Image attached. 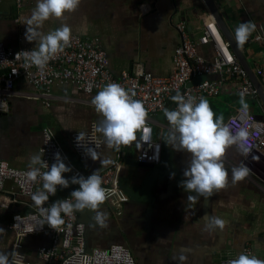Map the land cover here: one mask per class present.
<instances>
[{
	"label": "crops",
	"instance_id": "0c3cea01",
	"mask_svg": "<svg viewBox=\"0 0 264 264\" xmlns=\"http://www.w3.org/2000/svg\"><path fill=\"white\" fill-rule=\"evenodd\" d=\"M212 1L222 15L231 19L228 26L234 36L240 23L250 21L256 25L248 41L239 47L264 86V73L259 74L260 70L264 72V44L254 40L259 27L264 26V0ZM36 3L37 0H0V38L6 47L38 48V42L29 43L25 39L26 21ZM211 17L205 0H81L76 11L60 19L50 18L39 31L47 34L66 24L74 35L102 40L113 74L142 67L149 74L167 77L173 72L172 58L180 45L177 24L185 23L198 41ZM211 52L209 47L200 50L203 56L211 57ZM238 83V78L228 81L219 96V108L231 107L228 116L224 115V123L241 108L236 101L240 99ZM44 92L24 79L17 81L9 110L0 111V161H9L18 169H29L30 157L41 153L44 129L50 127L57 134L54 128L57 125V136L60 141L64 139L62 143L71 161L76 164L74 160H77L76 165L87 175L95 170L100 175L114 160L116 148H108L104 142L98 151L99 159L93 161L90 157L83 161L69 142L73 132L86 131L91 123L103 118L92 104L98 92L86 95L71 84L54 86L48 96ZM253 100L254 106H249L262 117L264 100L261 96L260 102ZM209 105L215 112L218 105ZM173 106L174 103L170 104L168 109L172 110ZM153 125L160 140L162 131L170 128L164 112L153 117ZM137 152L135 142L125 150L120 181L122 189L134 191L136 198L129 197L123 208L106 199L99 208L108 218L107 227L103 228L92 221L93 211H78V220L86 227L88 249L123 245L130 250L136 264H180L181 250L187 256L186 264H227L250 247L257 258L264 260V154L254 151L246 155L235 146L229 148L224 158L229 170L227 187L207 200L200 197L190 205L187 196L195 193L179 187L190 155L175 151V165L171 166L166 180L158 178L150 190L143 191L147 170L126 164L135 159ZM239 166L249 169V174L233 184L231 169ZM139 172L144 178H133ZM173 174L174 178H170ZM72 176V172L65 173L66 178ZM77 187L70 184L67 189L49 195L46 204L62 200ZM3 200L10 201L9 208L1 205ZM34 208L31 198L20 194L13 182L7 183L5 191L0 193V228L5 231L0 235V252L16 250L17 233L10 227L17 215ZM206 216L219 217L225 221V227L208 230ZM52 239L51 234L29 237L19 252L25 261L39 262V248L51 246Z\"/></svg>",
	"mask_w": 264,
	"mask_h": 264
},
{
	"label": "built area",
	"instance_id": "2783aa9c",
	"mask_svg": "<svg viewBox=\"0 0 264 264\" xmlns=\"http://www.w3.org/2000/svg\"><path fill=\"white\" fill-rule=\"evenodd\" d=\"M176 31L180 37V45L172 58L173 72L167 77L149 74L142 67H137L133 72L113 74L108 53L99 37L82 38L72 34L70 45L51 59L43 70L35 65L25 67L26 61L23 56L16 58L17 53L32 49L6 47L0 38V111L9 110L10 97L13 96L17 81L20 79L26 80L35 88L43 89L44 95L47 96L56 85L71 84L79 92L92 95L102 90L108 83H118L126 90L135 92L133 98L142 101L148 112L145 124L147 131L139 130L137 140L134 141L138 149L135 159L138 163L159 165L164 149L162 141L157 137L153 117L174 103L172 97L177 92L195 96L197 100L200 97L218 98L228 81L238 78V95L260 102L258 88L213 17L205 22L203 35L198 41L193 39L185 23L177 24ZM254 40L264 44V26L259 27ZM208 47L212 50L211 57L201 55L200 50ZM263 73L262 70L259 71V74ZM203 77L207 79L199 81ZM50 104L49 102L48 105ZM173 107L175 109L177 105L174 103ZM95 124L97 123H91L88 130L79 132L86 133L85 144L100 151L105 139L101 133L95 131ZM225 124H229L233 131L241 127L247 128L249 136L246 155L254 151L264 154V113L259 117L248 105L246 114L242 113L240 108ZM79 132H73L69 142L75 155L84 161L90 157L77 143ZM43 136L41 152L49 166L54 163L55 154L59 153L66 165L72 169L73 176H88L71 161L67 148L52 128H45ZM128 146H119V150H115L114 160L100 174L103 180L102 187L107 189L106 199L114 201L119 208H123L122 206L129 200L120 183L125 150ZM28 171L29 169L13 167L9 161H0V193L5 191L8 182H13L20 194L31 198L42 188L43 181L28 180L26 175ZM61 189L58 187L57 192ZM64 199H71L70 194L62 200ZM1 205L9 208L10 201L3 200ZM50 205L45 204L44 207ZM61 218L64 223L52 228L40 216L37 207L27 214L15 217L10 227L17 233L15 251L19 252L25 238L30 235L51 234L53 237L51 246L39 248V262L25 261L22 257V264H136L130 250L123 245L91 249L88 252L86 227L78 220V211L72 215L62 213ZM29 229L33 231L29 232ZM242 253L255 255L250 247L245 248Z\"/></svg>",
	"mask_w": 264,
	"mask_h": 264
},
{
	"label": "clouds",
	"instance_id": "9594fccd",
	"mask_svg": "<svg viewBox=\"0 0 264 264\" xmlns=\"http://www.w3.org/2000/svg\"><path fill=\"white\" fill-rule=\"evenodd\" d=\"M81 0H37L36 7L32 10L30 18L26 21L25 39L29 42H38V48L31 51L17 53L16 58L24 57L25 67L35 65L39 69L46 68L48 62L56 55L62 53L70 45L72 36L71 28L63 24L47 34L39 29L43 23L54 17L60 19L66 13L77 10ZM252 22H243L235 30V40L239 46H243L255 30ZM135 92H130L118 83H108L92 99L95 110L103 117L94 125L96 132L101 133L108 148L115 147L119 150L121 145H130L137 140V131L145 128L148 112L142 101L134 99ZM177 105L175 109H165L164 115L170 125L165 139L166 143L175 151L190 155L187 167L183 171L184 179L179 187L187 193L189 204H195L200 197L205 200L214 192L227 187L229 183V170L225 166V155L229 148L236 146L242 153H246L248 130L241 127L233 131L229 124L224 123V117L216 116L207 99L199 100L192 95H184L179 92L172 97ZM241 112L247 113L248 105L240 100ZM86 133L79 132L78 145L85 149V154L93 161L99 159L96 148L85 144ZM43 152L30 157L29 171L26 173L28 180L43 181L42 188L34 193L31 199L38 208L40 216L47 224L55 228L64 223L61 214L72 215L76 211L85 209L94 212L92 221L100 227H107V215L99 210L100 205L107 198V189L102 187L103 180L97 170L87 177L75 175L65 177V173L72 171L66 165L59 153L54 156V163L49 166L42 159ZM104 163V161H101ZM46 169V171H41ZM249 174V169L243 166L231 169V182L233 184L242 181ZM174 178V174L172 177ZM71 185L78 188L70 194L71 199L59 200L49 207H44L49 195H55L57 188L67 189ZM207 229H223L225 221L216 216H206ZM29 229V232H32ZM0 228V235L4 233ZM162 240V239H159ZM158 240V241H159ZM181 254L178 257L180 264H186L187 256ZM0 264H22V254L18 251L9 253L0 252ZM227 264H264V260L255 255L241 253L238 258L229 260Z\"/></svg>",
	"mask_w": 264,
	"mask_h": 264
},
{
	"label": "water",
	"instance_id": "95a60500",
	"mask_svg": "<svg viewBox=\"0 0 264 264\" xmlns=\"http://www.w3.org/2000/svg\"><path fill=\"white\" fill-rule=\"evenodd\" d=\"M205 2H206V5L209 9L210 14L212 15V17L217 22L218 27L220 28L223 36H225L227 41L231 44V47H232L234 53L237 55V57L239 58V60L243 64V66L248 70L252 80L254 81L256 87L259 90V94H260L261 98L264 100V86L261 83V80L259 79L257 74L254 73V71L251 68L249 62L247 61V58L245 57L243 51L240 49L239 45L237 44V42L235 40V36L233 34V31L228 26V23H227L228 17L226 15L221 14V12L217 9V7L215 6V4L212 0H205ZM206 79H207V77H203L199 81H205ZM168 132H169V130L164 129L162 131V134H161V140L160 141H162L164 151H163L162 162L159 166L155 165V164L138 163L136 159H132L131 161H127V163H126L129 166L138 167L140 169H146L147 170V176H146V179L144 181V188L142 189L143 191L150 190L154 181L157 180L158 178H160V179H158L160 181H165L167 176H168V172H169L171 166L175 165L174 159H175V153L176 152L165 141ZM143 175H144L143 173L139 172L138 174H135V176L133 178H135V179L144 178ZM178 178H179V175H178ZM125 192L128 195H130L132 197V199H135L137 196L134 191H130L126 187H125ZM29 237H34V235H30V236L26 237L25 242ZM110 246H112V245H110ZM110 246H108L107 248H109ZM90 250L91 249L87 248L88 252H90Z\"/></svg>",
	"mask_w": 264,
	"mask_h": 264
},
{
	"label": "rangeland",
	"instance_id": "374dc122",
	"mask_svg": "<svg viewBox=\"0 0 264 264\" xmlns=\"http://www.w3.org/2000/svg\"><path fill=\"white\" fill-rule=\"evenodd\" d=\"M230 22H231V19L227 21V23H230ZM239 97H240V99L239 100H236V101L240 104L241 96H239ZM243 99L245 100V102L247 103V105H250L251 107L254 106V100L251 99L250 97H245V98L243 97ZM207 100H208L209 104L218 105V106H215L216 107L215 108V114L216 115L220 113L224 117V115L228 116V114L230 113L231 107L229 105H223L222 107L219 108V104H217L219 102V100H220L219 97L218 98H211V99H207ZM54 128H55V130H57V134H58V126L55 125ZM155 130L157 131L156 128H155ZM60 134H61V132H60ZM60 139H61V142L62 141L64 142V139L63 138H60ZM133 155H134V153H133ZM74 162L76 164H78L77 163V160H74ZM77 167L81 168L79 165Z\"/></svg>",
	"mask_w": 264,
	"mask_h": 264
},
{
	"label": "flooded vegetation",
	"instance_id": "af4514ba",
	"mask_svg": "<svg viewBox=\"0 0 264 264\" xmlns=\"http://www.w3.org/2000/svg\"><path fill=\"white\" fill-rule=\"evenodd\" d=\"M125 191V190H124ZM126 193V192H125ZM127 194V193H126ZM127 196L131 197L130 195L127 194ZM131 201V200H130Z\"/></svg>",
	"mask_w": 264,
	"mask_h": 264
},
{
	"label": "trees",
	"instance_id": "16d2710c",
	"mask_svg": "<svg viewBox=\"0 0 264 264\" xmlns=\"http://www.w3.org/2000/svg\"><path fill=\"white\" fill-rule=\"evenodd\" d=\"M216 116H221V114L219 113V114H217Z\"/></svg>",
	"mask_w": 264,
	"mask_h": 264
}]
</instances>
